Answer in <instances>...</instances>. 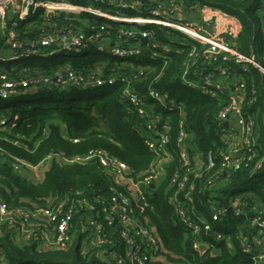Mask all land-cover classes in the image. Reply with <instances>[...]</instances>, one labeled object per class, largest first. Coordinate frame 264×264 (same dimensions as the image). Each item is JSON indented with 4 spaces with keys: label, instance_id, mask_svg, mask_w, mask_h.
<instances>
[{
    "label": "built area",
    "instance_id": "2783aa9c",
    "mask_svg": "<svg viewBox=\"0 0 264 264\" xmlns=\"http://www.w3.org/2000/svg\"><path fill=\"white\" fill-rule=\"evenodd\" d=\"M86 1L88 4L82 6L66 0H0V36L9 51H5V56L0 55V61L46 59L62 52L97 55L104 60L78 72L65 67L48 74L44 70L24 68L11 75L0 71V100L46 88L69 91L76 87L82 91L122 83L121 101L125 103L127 114H135L139 120L142 144L153 155L152 162L145 171L136 172L124 161L100 149L74 156L51 152L37 166L14 158L15 171L54 161L67 166L96 164L110 182L111 196L105 203L100 196L89 200L76 192L75 200L64 197L42 209L9 208L0 198V230L3 226L14 227L13 241L17 245L31 242L37 243L40 251H66L79 229L83 233V254L100 256L103 264L164 263L166 251L155 227L147 216L134 214L132 204L147 207V198L154 190L152 186L166 180L168 167L176 162L177 167L168 176V200L178 220L193 236L194 247L210 249L208 239L229 241L227 235L214 227L217 223L225 225L224 220L230 213L241 220L234 234L241 253L251 264H264L263 205L252 192H246L235 196L225 206L213 201L216 195L206 188L240 170L260 171L264 163L257 146L255 117L244 111V79L238 77L232 85L226 81L230 72L225 63L232 59L242 65V71H246V65H251L264 77V68L252 57H243L235 51L241 30L239 21L221 10L205 6L213 14L195 24L185 19L182 5L186 3L178 0ZM94 4L107 7H94ZM126 10L136 11L138 15H127ZM81 14L92 15L93 19L80 18ZM11 16L19 21H30L29 28H36L33 24L40 20L37 28L40 32L30 40L20 38L15 29L6 27ZM153 29L164 34L178 32L181 40L159 43ZM183 48L188 50L190 60L181 74L185 84L211 99L219 98L220 94L226 97L217 114L220 147L215 154L208 151L204 158L198 154L190 156L183 107L151 85L146 92L132 86L141 81L144 73L157 70L154 80H159L169 64V54ZM197 62L213 65L212 71L204 72L202 68L191 77L190 71ZM254 101L255 97L250 103ZM175 116L177 130L173 138L172 118ZM4 124V120L0 121V125ZM72 142L78 143V140ZM202 181L205 187L198 188L197 183ZM204 191L210 192L208 197L212 200L205 202L200 197ZM99 204L101 210L97 208ZM3 261L4 256H0V264Z\"/></svg>",
    "mask_w": 264,
    "mask_h": 264
},
{
    "label": "trees",
    "instance_id": "16d2710c",
    "mask_svg": "<svg viewBox=\"0 0 264 264\" xmlns=\"http://www.w3.org/2000/svg\"><path fill=\"white\" fill-rule=\"evenodd\" d=\"M44 1V0H33ZM60 1V0H50ZM75 5H87L86 0H66ZM170 1V0H167ZM199 6L221 10L237 19L241 25L236 38L235 51L246 58L252 57L264 68V0H178ZM94 7H107V5ZM40 13V12H37ZM130 16H137L136 11L126 10ZM80 18L93 19L92 15L81 14ZM28 22L9 17L6 21L8 29H15L22 39L30 40L36 32H40L37 20L29 28ZM17 23V26H14ZM28 27V28H24ZM154 38L159 43H170L181 40L178 32L170 31L164 34L157 29L152 30ZM173 37L176 39L172 40ZM5 39L0 36V55L5 56ZM143 43L144 40L142 41ZM199 47V46H198ZM9 52V51H8ZM169 54V64L159 80H154L158 70L141 77V81L132 86L141 92H146L149 85L161 94H167L183 107L185 112L184 130L190 140V156L198 154L203 157L208 151L217 152L220 147L219 124L217 114L224 104L225 96L220 94L217 99L204 96L199 90L188 87L182 80L184 66L190 60L188 50ZM63 53V52H62ZM62 53L46 59H20L8 62L0 61L1 73L13 74L17 69L44 70L48 73L64 67L79 71L104 61L97 55L74 53L62 57ZM9 54V53H8ZM96 57V58H95ZM229 68L226 81L232 85L238 77L245 82L244 111L255 117L258 149L264 156V77L251 65H246L242 71L241 64L233 59L225 63ZM212 71L213 65L197 62L190 71L193 77L195 71ZM35 76V75H32ZM122 83L112 87L86 89L79 91L69 100L51 97L53 93H71L50 89H39L37 92L20 95V102L8 115L1 117L5 124L0 125V198L9 208L26 207L32 209L47 208L64 197L76 199L75 193L81 192L83 198L89 200L100 196L109 202L110 182L102 175L96 164L85 166L61 165L51 162L42 182L34 184L20 176L13 169L15 159L37 166L51 152H63L67 156L81 155L92 149L106 151L110 156L124 161L136 172L149 168L153 155L143 146L139 120L135 114H127L125 103L121 101ZM98 91L96 95L87 93ZM252 91L255 95H252ZM28 95L38 97L24 100ZM255 97V101L250 103ZM16 99V98H11ZM10 100V99H9ZM172 136L177 130L176 116L172 118ZM172 138V140H174ZM72 140H78L73 143ZM218 163V160H216ZM177 167L172 163L162 183L157 184L147 198L148 206L141 203L132 204V211L137 216H147L155 227L166 253L164 263L159 264H251L250 259L241 253L234 234L240 224V219L230 213L224 224L217 223L215 229L229 237V241L208 239L210 249L200 255L194 247L193 236L178 220L168 197V176ZM205 187L204 181L197 187ZM214 197L213 201L227 206L229 200L246 192H252L264 207V163L260 171L252 173L240 170L222 177L216 185L209 187ZM209 191H204L200 197L205 202L212 200ZM197 204V199L195 200ZM101 210L102 205H97ZM103 216V214H102ZM77 221V218L75 219ZM14 227L3 226L0 230V256H4L3 264H103L101 257L83 254L81 243L83 233L75 232L76 239L66 251H40L37 243L17 245L13 241Z\"/></svg>",
    "mask_w": 264,
    "mask_h": 264
},
{
    "label": "rangeland",
    "instance_id": "374dc122",
    "mask_svg": "<svg viewBox=\"0 0 264 264\" xmlns=\"http://www.w3.org/2000/svg\"><path fill=\"white\" fill-rule=\"evenodd\" d=\"M44 1L51 2L50 0H44ZM174 39H176V37H173L172 40H174ZM70 55H74V52H63L61 56L67 57ZM75 94L76 93L56 92V93H53L51 97L63 98L64 100H69L70 98L74 97ZM87 94L96 95V94H98V91L89 92ZM37 97H38L37 95H34V96L28 95L27 97L24 98V100L28 101L31 99H35ZM21 99L22 98H19V99L16 98V99H10V100H0V118L8 115L9 112L16 107V105L20 102ZM44 164H49V163H44ZM40 166H42V165H40ZM39 167H36V168L33 167V169H28V168L25 169L24 167H22L19 171H16V173H18L20 176L26 178L30 182H37L38 179L40 178L41 174H42V171L38 170ZM75 239H76V237L74 235V240Z\"/></svg>",
    "mask_w": 264,
    "mask_h": 264
},
{
    "label": "crops",
    "instance_id": "0c3cea01",
    "mask_svg": "<svg viewBox=\"0 0 264 264\" xmlns=\"http://www.w3.org/2000/svg\"><path fill=\"white\" fill-rule=\"evenodd\" d=\"M182 13L184 14L186 20H192L195 24H200V22L203 21L204 17H209L213 14L209 10H207L205 6H199L193 3H186V5H182ZM49 167L50 164H43L42 166H40L38 170L42 171V174L37 182L32 183L38 184L42 182L44 175L48 171Z\"/></svg>",
    "mask_w": 264,
    "mask_h": 264
},
{
    "label": "water",
    "instance_id": "95a60500",
    "mask_svg": "<svg viewBox=\"0 0 264 264\" xmlns=\"http://www.w3.org/2000/svg\"><path fill=\"white\" fill-rule=\"evenodd\" d=\"M70 92H71V93H78L79 90H78L76 87H71V88H70ZM226 125H227V124L225 123V126H226ZM152 188H154V187L152 186ZM195 250H196L200 255H203V254L207 251V248H206L205 246H200V247H196Z\"/></svg>",
    "mask_w": 264,
    "mask_h": 264
}]
</instances>
